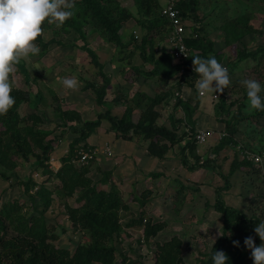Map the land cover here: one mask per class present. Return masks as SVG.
Masks as SVG:
<instances>
[{
    "label": "rangeland",
    "instance_id": "rangeland-1",
    "mask_svg": "<svg viewBox=\"0 0 264 264\" xmlns=\"http://www.w3.org/2000/svg\"><path fill=\"white\" fill-rule=\"evenodd\" d=\"M121 1L134 13V18L126 23L123 31L126 46L120 47L107 41L89 24L83 28L86 33L83 39L73 29L64 27V24L57 26L56 22H53L48 23L43 33L44 41H49L46 49H43L41 42L35 41L40 47L39 54L32 55L26 60L22 59L16 66L13 90L22 88L35 96L32 103L18 105L17 112L20 116L26 117L33 111L41 115L44 121L43 129L47 133L46 138L52 142L51 152L60 151L59 153L63 154L56 163L51 162L52 159L49 158L48 163L52 169L60 168L63 164L62 157L69 150V143L77 137L73 128L63 131L57 124L59 116L57 106L80 111L86 120L100 119L103 122L101 126L108 127L111 122L104 115L108 110L111 115L118 113L120 116L126 107H135L138 101L143 102L141 93H146L150 97L159 96L163 98L158 104L162 113L159 123L171 129L176 125L177 133L183 137L181 145L187 143L188 138L192 141V132L187 131L186 126L191 127V130L193 127L187 124L183 108V104L188 100L182 103L174 95L175 90L180 88L177 85L180 75L176 71L174 60L171 57L163 61L166 62L164 66L166 71L160 70L156 75L151 74L155 65L151 61L143 60L139 47L141 43L139 37L145 33L138 23L142 16L138 13L134 0ZM167 1L160 0L162 5ZM197 4L201 21L198 24L185 16L189 22V29L201 27L202 34L213 43L218 61L227 65L231 72L230 85L223 91L224 104L219 102V95L223 92L213 90L205 97L200 96L195 86L196 82L192 81L197 80V75L187 80L183 91L187 86L186 95L192 101L196 100V97H200L201 100L207 99L217 93L218 97L210 98L211 103L215 105L213 117L223 123L224 128L216 130L215 139L205 143L196 142L198 165L190 153L184 152L189 166L194 165L195 169L189 170L182 162L180 164L182 158L180 154L177 165L172 162L167 172H161L164 176L162 179L154 176L142 180L140 187H136L138 191L136 195L130 192L125 194L124 186L117 185L111 173L105 176L98 170H101V157L104 153L99 149V144L92 146L93 149H99L100 153L97 159L86 163L91 167V171L86 174L87 178L92 180L90 186L94 184L98 189L106 190L114 188L121 192L123 198L125 196V200H130L129 205L127 204L129 208L119 212L121 232L120 236L113 239L117 249L115 264H121L123 258L128 264L132 262L153 264L156 243L169 240L173 235H179L183 240L181 264H200L202 259H207V253L212 249L211 245H214L223 230V215L215 208L218 197L248 216L254 209L264 214V116L253 114L256 109L249 107L246 86L242 83L245 79H255L264 85V0H197ZM230 17L243 18L242 20L245 18L246 22L241 26L245 29L236 31V36L240 34V38L234 39L231 37L232 34L226 37L221 29L222 24ZM164 37V35L154 37L156 58L167 49V46L162 44ZM52 38L56 41L52 42ZM87 47L96 52L99 60L105 65L104 71L111 79L105 105L97 102L94 90L85 88L88 82H95L98 85L102 82L99 68ZM255 49L259 50L255 55L241 58L246 51ZM197 52L199 51H194V54ZM23 63L28 71L26 74L22 70ZM65 77L76 78L79 87L75 90L63 87L60 81ZM38 90L40 94L36 96ZM261 94L264 95V92ZM115 98L118 100H114ZM140 111V108L134 109L136 118ZM227 119H231L236 127L234 132L236 143H228L221 148L220 143L228 135L224 122ZM82 124L76 125L81 127ZM1 129L4 127L0 123ZM223 131L226 133L225 136L221 135ZM235 159L237 168L231 173V163ZM13 160L16 168L9 169L10 178L0 176V209L4 204L11 207L2 215L9 224L8 234H17L21 227L25 230V225L31 222L32 228L37 227L38 230L42 225H47L50 233L56 235V238H47V241L57 248L67 247L73 251L77 244L88 241V234L73 225L70 219L71 211H68L69 207L73 209L86 203L84 199H80L86 187L71 179L74 176L78 177L74 174L77 171L72 173L65 169L62 177L52 175L48 178L34 156L23 157L16 153ZM79 163L76 162L77 168L81 166ZM30 178L37 184L46 181L44 184L52 190L50 205L47 206L45 200L39 199L34 203L31 201L30 194L37 192L39 185L27 189L22 181H28ZM104 178L106 181H103ZM145 191L151 193L144 197ZM142 201H145L144 205ZM141 215L154 221H165L167 224L150 242L144 240L142 225L130 227L127 224L132 218L137 219ZM20 222L22 223L19 226Z\"/></svg>",
    "mask_w": 264,
    "mask_h": 264
},
{
    "label": "trees",
    "instance_id": "trees-1",
    "mask_svg": "<svg viewBox=\"0 0 264 264\" xmlns=\"http://www.w3.org/2000/svg\"><path fill=\"white\" fill-rule=\"evenodd\" d=\"M133 3L137 7L138 13L142 16L138 19V23L141 29L145 31L144 35L139 37L141 41L139 47L143 60L154 63L155 67L151 71V74L156 75L160 70L164 72L166 71L164 67L166 62L163 61L170 59L171 55L168 51H162L160 57H155L154 37L169 34V31L172 30L170 19L162 13L163 5L160 0H134ZM175 6L180 10L182 16H187L195 23L201 21L198 14L197 0H178ZM133 18L134 13L132 9L121 0H74V15L64 23V27L73 29L84 39L86 33L83 28L89 24L95 32L107 41L123 47L126 46L123 40L124 28L126 27V23ZM242 19L230 17V19L225 21L221 26L224 35L229 37L232 34V38H240V34L236 36V31L237 29H245L241 27L246 22L245 18L244 20ZM48 25L47 22L42 25V35L36 40V42L42 43L43 49H46L49 43V41L45 42L43 39V33ZM192 32L197 36L192 35L186 39V43L193 53L190 62H193L195 55L202 58L215 56L218 60L213 43L202 34L201 27L192 29ZM132 37L135 39L134 36ZM51 41L55 42L56 40L53 39ZM87 50L99 68V76H101L102 82L99 85L95 82H88L85 88L94 90L97 102L105 105V98L111 79L106 71H104L105 65L99 60L96 52L89 47H87ZM196 50L199 52L194 54ZM258 52L259 50L257 49L250 52L246 51L241 58L255 55ZM210 53H213V55H209ZM21 66L23 72L26 74L28 71L24 67V63ZM224 66L228 68L227 65ZM196 75L198 76L196 72L188 71L185 73V78L186 80H190ZM230 76L231 72H229ZM32 94L29 90L22 88L14 89L12 91V95L16 101L14 106L6 114L0 115V123L4 127V129L0 130V176L2 178H10V170H13L14 167L16 168V163L13 160V155L16 153L23 157L34 156L37 164L43 167L42 169H44L48 178L52 175L62 177L61 174L65 172V169L72 171V173L77 171L74 174L78 177L74 176L71 179L75 180L77 184H82L86 187L80 196V199H84L86 203L73 209L69 207L68 211H71L70 219L73 225L78 226L86 235L88 234L89 240L77 244L73 251H70L67 247L57 248L47 241V238H56L55 234L50 233L48 226L44 224L38 230L37 227L32 228L31 222L25 225V230L21 227L17 234L9 235L8 221L2 215L7 213V208L9 210L11 207L4 204L3 208L0 209V264H115L117 249L113 239L116 236H120L121 216L119 212L129 208V201L125 200L121 192L114 188L106 190L104 188L98 189L94 184L90 186L92 180L86 176L91 171L90 165L79 163L81 165L79 167L80 170L76 167V162H79L77 160V151L80 145L82 144L86 149L92 147L88 145V138L99 127L102 121L100 119L96 121L86 120L80 111L57 106L56 109L59 114L57 124L59 127H62L63 131L73 128L77 137L69 143V150L62 157L63 164L61 167L57 170L52 169L48 163L52 154V142L46 138L47 133L42 126L44 123L43 118L35 111L28 114L27 117L20 116L17 112L18 105L33 102L35 96H32ZM35 94L36 96L40 94L39 90ZM140 95L143 102L138 101L135 107H126L122 116L111 115L110 110L104 115L108 117L112 128L118 130L123 138L145 139L148 143L147 149L149 153L162 159L170 148L183 137L178 136L176 132L178 127L176 125L170 129L158 123L162 114L158 110V104L163 101V98L161 99L159 96L150 97L146 93H141ZM41 99L38 97V101ZM224 99L225 94L223 93L219 102L224 104ZM114 100H118V98ZM180 102L183 103L184 101ZM198 104L199 102L195 105H192L190 102L183 104L187 123L191 120L192 114L198 107ZM135 108L141 109L139 119L136 122L133 120ZM253 114L264 116V110H256ZM224 122L228 135L220 143L221 148L225 144L236 143V139L234 138L236 127L233 121L227 119ZM77 123L83 124L81 127H78ZM192 132V136H194V127ZM186 134L188 133L186 132ZM191 138L192 141L188 138L186 148L189 149V153L194 157L195 164L198 165L199 156L197 155L196 140L193 137ZM185 163V165H189L188 161ZM236 164L237 159L231 163V173L237 168ZM190 168L195 169V166L192 165ZM98 170L105 176L111 173L103 169ZM156 175L158 174L156 173ZM104 180L106 181V178ZM65 181L64 187L67 186ZM45 182L37 184L32 178L28 181H22L27 189L39 185L38 191L30 194V199L33 203L40 199L41 201L45 200L48 206L52 202V190L46 187ZM145 192L144 197H147L151 193L150 191ZM141 203L144 205L145 201ZM215 208L223 215V230L220 237L215 241L211 251L207 253V259H202L200 264H213L212 255L215 250H222L226 253L229 257L228 264H253L251 250L244 244V240L246 237L251 236L256 245L261 244L262 241L254 229L260 220H264V214L258 213L254 209L253 213L248 216L239 209L227 205L221 197L217 198ZM127 224L130 227L142 225L144 227L143 237L147 242H150L167 225L165 221H154L151 218H144V215H141L137 219L132 218ZM233 241H239V246H235ZM156 244L155 262L153 264H181L183 262V240L179 235H173L169 240ZM121 264H128V262L123 258ZM132 264L135 263L132 262Z\"/></svg>",
    "mask_w": 264,
    "mask_h": 264
},
{
    "label": "clouds",
    "instance_id": "clouds-1",
    "mask_svg": "<svg viewBox=\"0 0 264 264\" xmlns=\"http://www.w3.org/2000/svg\"><path fill=\"white\" fill-rule=\"evenodd\" d=\"M177 1L178 0H168L167 3L163 5L162 13L170 2L175 4ZM73 15L74 0H0V115L6 114L16 102L15 97L12 95L14 87L13 74L16 70V66L22 59L26 60L30 56L37 55L40 52V47L35 41L42 35V25L45 22L49 24L56 22L57 26H60ZM165 37L163 42H165ZM165 51H168V49H165ZM181 51H183L182 48ZM168 53L171 55L169 51ZM192 54L193 53H191V55ZM191 58L192 56L189 57V61L187 60L189 63L186 61V64H193L194 70L188 71H194L198 74V76H196L197 80L192 81L196 82L195 86L200 96H204L213 90L216 92H223L226 90L225 88H229V70L219 62L215 56H209L206 59L200 56H194L193 62H190ZM174 63L180 75V81L178 82L179 87L181 88L182 86L183 89L187 83L185 73L188 71L181 74L180 64L175 60ZM60 83L67 89L75 90L79 87V82L76 78L65 77L61 79ZM242 83L246 86L249 107L251 109L264 110V95L261 94L264 92V85L255 79H245ZM182 91L183 90L180 89L175 90L174 95L176 99H184ZM177 92L179 95L176 94ZM223 93L225 94V92ZM223 93H220L219 99ZM215 94L217 93H214L212 96ZM212 130L216 133L215 129ZM189 131L192 132L191 127H189ZM196 132L197 130H195L194 136H192L194 140ZM214 138L213 136L210 139ZM105 150L111 153L106 148ZM99 153L98 149V155L89 162L97 159ZM102 153H104L103 149ZM52 154L50 159H53L51 162H54L55 158ZM48 162H50V160ZM53 168L55 170L58 169L55 167ZM254 231L259 236L260 240L264 241V220H260L256 224ZM209 239L214 241L211 238ZM233 244L239 246V241H233ZM244 244L251 250L253 264H264V243L256 245L253 237L249 236L245 238ZM211 247H213V244ZM228 260L229 257L222 250H215L212 255L213 264H228Z\"/></svg>",
    "mask_w": 264,
    "mask_h": 264
},
{
    "label": "crops",
    "instance_id": "crops-1",
    "mask_svg": "<svg viewBox=\"0 0 264 264\" xmlns=\"http://www.w3.org/2000/svg\"><path fill=\"white\" fill-rule=\"evenodd\" d=\"M177 85L179 86V84ZM185 88L184 91H182L184 93V99H181L180 101H184L187 99L188 102H190L192 105H195L197 102H199L198 107L192 114L191 120L187 124L188 125L190 124L192 127H195L196 125V127L194 128L195 130L198 129L221 130L222 128H224L223 127L224 124L218 122L215 119V117H213L215 105L211 103L212 99L210 100V98L212 96L207 99L202 98V100L199 99L200 97L199 98L196 97L195 98L196 100L192 101V99H190L188 95H186L187 91L185 90ZM178 89L183 90L182 86L181 88ZM207 95L208 93L205 94L203 97ZM107 107L108 109L110 108L109 106ZM158 110L161 111L159 107ZM123 113L124 110L120 116H122ZM113 115L120 117L118 113H114ZM139 116L140 113L137 116V118L134 116L133 120L136 122L139 119ZM160 119L161 117L159 118L158 123L160 122ZM102 124L103 122L100 124L99 126L100 128L97 127L96 132L92 133L89 136L87 142L89 146H93L94 144H99L100 146L99 149L104 150V154H103L104 156L101 157L102 160L100 165L101 169L111 172L113 176V181H115L117 185H120L122 187L124 186L125 189L123 190L125 194H128L127 192H130V194H135V195L138 194L136 187L141 185L142 180L144 181L145 179L153 178L156 173L158 174L156 176L161 177L162 179L164 176L163 173L161 172H167V168L172 162H175V165H177L179 161L178 156H180V154L182 156L180 164L182 162L184 167L188 168L189 170L192 169L190 168L189 165L188 166L185 165L186 164L185 162L187 161L184 152L189 153V149L186 148V143H184V145H181L180 141H182L183 138H181L180 141L178 140V142L175 143L174 146L170 148L166 156L161 159L149 153L147 149L148 143L145 139L143 138L125 139L121 136V133L118 130L112 128L111 123H109L108 127H103L101 126ZM105 124H107V120ZM165 126L168 127L167 125ZM105 148H109L111 153L106 152ZM59 152L56 151L55 153L52 154L55 158L54 160L55 163L63 155Z\"/></svg>",
    "mask_w": 264,
    "mask_h": 264
},
{
    "label": "built area",
    "instance_id": "built-area-1",
    "mask_svg": "<svg viewBox=\"0 0 264 264\" xmlns=\"http://www.w3.org/2000/svg\"><path fill=\"white\" fill-rule=\"evenodd\" d=\"M164 15H166L171 20L172 30L166 36L165 44L168 51L171 53L173 59L180 64L181 74L188 71L194 70V65H187L186 61L189 59L192 53V49L187 45L186 39L192 35L197 36L195 33L189 29V22L184 16L180 14V10L175 6L173 2H170L163 10ZM181 48L183 51H181ZM179 95V93H176ZM218 97L217 94L214 95ZM186 130L189 131V127L186 126ZM215 131L212 129H198L195 134V140L198 143H205L213 137ZM222 136L225 133H221ZM110 151L108 148H106ZM78 152V161L81 163H87L98 155L97 148L86 149L83 145L80 146ZM53 160V159H52Z\"/></svg>",
    "mask_w": 264,
    "mask_h": 264
}]
</instances>
